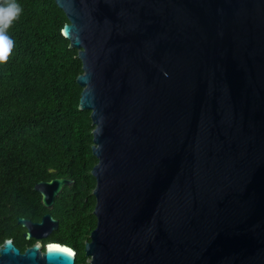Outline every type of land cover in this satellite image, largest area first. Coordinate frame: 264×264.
<instances>
[{
    "label": "water",
    "instance_id": "water-1",
    "mask_svg": "<svg viewBox=\"0 0 264 264\" xmlns=\"http://www.w3.org/2000/svg\"><path fill=\"white\" fill-rule=\"evenodd\" d=\"M78 51L96 226L88 264H264V0H54ZM32 190L50 209L65 186ZM25 240L57 230L18 217ZM0 264H75L11 239Z\"/></svg>",
    "mask_w": 264,
    "mask_h": 264
},
{
    "label": "trees",
    "instance_id": "trees-1",
    "mask_svg": "<svg viewBox=\"0 0 264 264\" xmlns=\"http://www.w3.org/2000/svg\"><path fill=\"white\" fill-rule=\"evenodd\" d=\"M17 3L22 13L7 31L12 52L0 64V245L13 238L23 252L34 241L24 239L16 218L40 221L50 213L58 228L47 240L75 250V264H87L97 160L90 112L78 109L81 62L61 34L67 19L54 0ZM54 178L74 182L46 209L32 188Z\"/></svg>",
    "mask_w": 264,
    "mask_h": 264
},
{
    "label": "clouds",
    "instance_id": "clouds-1",
    "mask_svg": "<svg viewBox=\"0 0 264 264\" xmlns=\"http://www.w3.org/2000/svg\"><path fill=\"white\" fill-rule=\"evenodd\" d=\"M21 13L17 0H0V64L6 63L11 55L14 42L7 31Z\"/></svg>",
    "mask_w": 264,
    "mask_h": 264
},
{
    "label": "flooded vegetation",
    "instance_id": "flooded-vegetation-1",
    "mask_svg": "<svg viewBox=\"0 0 264 264\" xmlns=\"http://www.w3.org/2000/svg\"><path fill=\"white\" fill-rule=\"evenodd\" d=\"M55 179V178H54ZM52 180V179H51ZM50 181V180H49ZM44 215V214H43ZM42 215V216H43ZM18 218V217H17ZM16 218V219H17ZM21 218H23V217H21ZM42 218V217H41ZM26 219V218H25ZM54 219V218H53ZM41 220V219H40ZM32 222H39V221H32ZM17 223V222H16ZM24 229V228H23ZM56 231V230H55ZM26 232V230L24 229V231L22 232V235L24 234ZM54 232V231H53ZM53 232H51V234L49 235V236H52L53 235ZM48 236V237H49ZM47 237V238H48ZM47 238H45V239H42V240H39V241H37V240H34V239H30V240H33L34 241V243L32 244V245H34L35 243H40L41 244V246L42 247H44L47 243H50V242H52V243H58V244H60L59 242H56V241H52V240H47ZM9 239H11L12 240V243H13V245L15 246V244H14V240H13V238H9ZM29 241V240H28ZM88 242V241H87ZM87 242H85V244L87 243ZM85 244H84V246H85ZM31 245V246H32ZM61 245V244H60ZM31 246H28V247H31ZM16 247V246H15ZM28 247H26L25 249H27ZM17 248V247H16ZM24 249V250H25ZM72 249V248H71ZM73 250V249H72ZM75 251V250H74ZM86 259H88V258H86Z\"/></svg>",
    "mask_w": 264,
    "mask_h": 264
},
{
    "label": "rangeland",
    "instance_id": "rangeland-1",
    "mask_svg": "<svg viewBox=\"0 0 264 264\" xmlns=\"http://www.w3.org/2000/svg\"><path fill=\"white\" fill-rule=\"evenodd\" d=\"M89 261H90V259L88 258V259H86V263L88 264L89 263Z\"/></svg>",
    "mask_w": 264,
    "mask_h": 264
}]
</instances>
